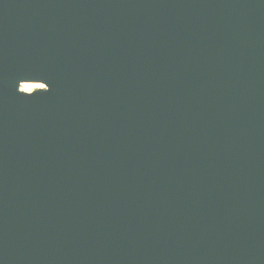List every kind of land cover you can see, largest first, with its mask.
Masks as SVG:
<instances>
[{"label":"water","instance_id":"water-1","mask_svg":"<svg viewBox=\"0 0 264 264\" xmlns=\"http://www.w3.org/2000/svg\"><path fill=\"white\" fill-rule=\"evenodd\" d=\"M0 264H264V0H0Z\"/></svg>","mask_w":264,"mask_h":264},{"label":"bare ground","instance_id":"bare-ground-1","mask_svg":"<svg viewBox=\"0 0 264 264\" xmlns=\"http://www.w3.org/2000/svg\"><path fill=\"white\" fill-rule=\"evenodd\" d=\"M42 83H32V82H23L20 84V89L25 92H31L36 89L35 85H40Z\"/></svg>","mask_w":264,"mask_h":264},{"label":"snow or ice","instance_id":"snow-or-ice-1","mask_svg":"<svg viewBox=\"0 0 264 264\" xmlns=\"http://www.w3.org/2000/svg\"><path fill=\"white\" fill-rule=\"evenodd\" d=\"M35 87H36L38 90L42 91V93H48V92L51 90L50 85L47 84V83L40 84V85H35ZM33 94H36V93H33ZM31 96H32V95H31ZM28 97H30V96H28Z\"/></svg>","mask_w":264,"mask_h":264}]
</instances>
